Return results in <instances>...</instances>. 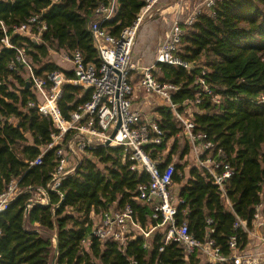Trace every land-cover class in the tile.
<instances>
[{"label":"trees","instance_id":"16d2710c","mask_svg":"<svg viewBox=\"0 0 264 264\" xmlns=\"http://www.w3.org/2000/svg\"><path fill=\"white\" fill-rule=\"evenodd\" d=\"M109 0H0V49L5 36L4 27L17 47L30 51L37 76L47 77L62 72L74 80L73 72H66L48 60L52 51H81L87 62L100 66L94 48L89 23L96 9ZM146 0H119V13L104 27L115 37L136 22ZM213 14L200 15L197 21L185 28L182 47L184 60L198 68L191 74L183 67L160 65L155 78L161 83L178 86L172 102L183 110L188 101H195L202 93L195 78L204 77L220 103L202 95L201 114L194 117L197 131L206 133L218 149L227 156L226 161L235 169L236 176L228 184V195L234 213L227 212L225 200L220 196L210 175L192 168L190 177L183 174L184 166H176L175 185L185 203L180 208V218L188 220L190 230L198 239L207 238V219L213 220L211 236L224 255L230 254V237L238 234L239 245L248 244L247 235L234 229L237 217L252 223L255 207L264 203V0H223L212 9ZM41 15L47 29L41 42L36 44L28 37L14 34L16 27L32 16ZM16 51H0V195L11 182L26 191L12 202L0 215V264H49L52 242L25 228L27 205L34 200L29 190H48L50 205L31 209L28 224L31 228L54 230L52 208L60 203V196L51 192L48 185L56 169V151H49L41 166H31L41 155L56 132L51 117L31 108L28 103H38L37 97L27 90V73L22 67L15 71L10 65ZM141 78V76H140ZM59 109L69 120L78 107L88 103L92 90L67 84ZM159 125L172 140L180 132L173 111L162 107L157 111ZM16 121V124L10 121ZM32 139V141L29 139ZM166 151V144L152 153L157 159ZM169 153L161 166L172 163ZM189 147L183 155L188 154ZM20 154V155H19ZM123 148L99 147L91 150L76 174L67 178L60 191L64 201L55 217L60 239V264H186L184 250L177 244L168 245L159 252L161 237L152 243V250L143 248L144 240L130 242L124 251L113 242L91 240L89 250L82 242L91 237L92 212L99 214L111 207L124 208L130 204L146 225L151 209L136 200V191L150 182L148 174L131 170ZM184 180H188L184 184ZM184 184V185H183ZM190 264H199L197 256ZM235 264V263H231Z\"/></svg>","mask_w":264,"mask_h":264},{"label":"built area","instance_id":"2783aa9c","mask_svg":"<svg viewBox=\"0 0 264 264\" xmlns=\"http://www.w3.org/2000/svg\"><path fill=\"white\" fill-rule=\"evenodd\" d=\"M221 1L223 0H207L205 8L211 10ZM163 2L146 0V5L134 25L125 29L120 37L113 36L104 27L106 22L117 18L119 0H109L107 4L100 5L95 11L94 19L89 23L94 48L101 61L100 66L87 62L85 55L79 50L61 51L63 59L71 62L74 67V80L67 79L66 75L58 71L48 74L46 78L37 76L30 51L25 47L14 45L7 29L3 28L5 36L0 51L13 49L17 54L15 61L9 67L10 70L15 71L19 67L26 70L29 90L38 99L44 100L43 103L31 101L28 106L51 117L56 130L51 142L40 149L41 155L31 163V166H41L46 154L51 150L56 151L57 165L51 175L48 189L57 193L61 201H64V195L60 188L63 182L74 176L85 162V158L81 159V156H87L91 150L99 147L123 148L126 153L125 159L131 163V170L149 175L150 182L140 185L136 191V200L146 204L152 211L148 216V223L144 225L141 222L139 215L130 204L121 209L113 206L110 210L99 214L92 212L89 216L92 221V234L82 242L87 250L92 239L103 243H116L122 251L130 242L143 239V248L151 251L152 243L160 236L162 244L159 252H163L168 245L177 244L184 250L186 264H190L192 256H197L199 264H264V203L255 207L254 218L250 225L237 217L234 229L242 230L247 235L248 244L242 249L239 245L241 237L236 234L229 240L230 254L224 255L221 247L211 238L215 233L211 228L212 219H207L209 226L207 238L200 240L191 232L188 220L180 218V208L185 201L174 188L176 165L171 163L161 169L166 161L163 159L164 153L157 159H153L151 155L156 148L167 144L170 140H167V134L159 125L158 118L145 119L143 113L134 107V101L142 94L155 97L163 103L162 106L172 109L176 122L181 127V132L173 139H181L188 145L195 161L192 168L202 174L210 175L220 196L225 200L227 212L234 213V205L228 195V184L236 176V171L226 161V153L218 149L206 133L197 131L194 121L195 115L201 114L199 105L202 103V95L210 97L216 103H220L221 97L207 85L204 71L201 77L195 78L202 93L197 95L195 101L186 102L183 110H180V107L172 102V97L180 88L171 83H161L155 78V72L160 65L183 67L189 74L198 68L197 64L183 59L182 47L185 28L192 26L201 13L191 15L182 22L181 16L186 7L184 0H181V9L171 14L173 20L158 49L155 64L151 67H136L133 63L139 28L145 19L163 15ZM46 29L47 26L41 20V15H35L16 27L14 34L36 38L40 43ZM133 71L139 72L141 76L136 85L132 80ZM67 84L92 90L91 100L78 107L69 120L63 117L59 109V102L63 99L64 87ZM15 122V120L10 121L13 124H16ZM119 123L121 127L115 138L111 140ZM110 140L109 147H106V143ZM69 154L76 160L79 159L78 163H73ZM186 157L187 154L184 159ZM186 183L187 180L184 184ZM27 191H21L17 181L11 182L7 191L0 195V215L8 210L20 194ZM29 191L35 195L33 201L50 205L47 189L38 188ZM253 243L261 248L260 252L254 254L249 250V246ZM129 261L130 264H138L133 258Z\"/></svg>","mask_w":264,"mask_h":264},{"label":"crops","instance_id":"0c3cea01","mask_svg":"<svg viewBox=\"0 0 264 264\" xmlns=\"http://www.w3.org/2000/svg\"><path fill=\"white\" fill-rule=\"evenodd\" d=\"M164 1V2H163ZM162 8H164L163 15H158L152 19H145L144 22L141 24L138 34H137V39H136V45L134 48L133 52V63L136 67H151L155 64V58L156 54L158 52L159 47L161 46L162 42L165 39L166 35V30L170 28L171 21L172 19V13L174 14L177 10L181 9V3L179 1L178 4H173V3H166V0H162ZM183 6V4H182ZM185 6V4H184ZM157 25L158 27L161 28V25L164 27L165 30H162V32L159 33L158 30H154L150 27V25ZM167 30V31H168ZM155 32L158 33V36H155ZM153 38V41L151 42V39ZM140 39V40H139ZM147 41L143 44L147 43L146 49H143L141 45V41ZM140 41V43H139ZM151 43H148V42ZM150 44V45H149ZM149 55V56H148ZM72 68H67V69H62L65 70L66 72H73V65L71 63ZM64 74V73H63ZM65 75V74H64ZM132 80L133 83L136 85L140 81V73L137 71L132 72ZM74 85V84H72ZM77 86V85H76ZM144 95V94H142ZM149 99L144 100L143 102L136 103L134 104V107L141 111L143 113V117L145 119L149 118H157V111L160 109L158 106L152 109V103L149 102ZM147 103V105H145ZM151 112L153 114L151 115ZM16 123V122H15ZM29 139L32 141V139L29 137ZM190 176H188L189 178ZM188 181V180H187ZM249 250L252 253H258L261 251V248L257 247L256 243L251 244L249 246Z\"/></svg>","mask_w":264,"mask_h":264},{"label":"rangeland","instance_id":"374dc122","mask_svg":"<svg viewBox=\"0 0 264 264\" xmlns=\"http://www.w3.org/2000/svg\"><path fill=\"white\" fill-rule=\"evenodd\" d=\"M181 0H166V3H177ZM184 3H185V10L183 12V16L181 21L184 22L188 17H190L191 15H194V14H198V13H207L208 11L206 10L205 8V5L207 3V0H184ZM150 27L154 30H158L159 33L162 32V30H165L164 27L161 25V28L158 27L157 25H150ZM168 30V29H167ZM166 30V32H167ZM155 36H158V33L155 32L154 34V38ZM140 40V39H139ZM153 41V38L151 39V42ZM147 42L146 40L141 41V45L140 47L142 46L143 49L147 50L146 49V46H147V43L145 44V46H143V44ZM150 41L148 43H151ZM140 43V41H139ZM150 45V44H149ZM63 53L62 52H56V51H52L51 54H50V57L48 60L52 61L53 63L57 64L58 66L62 67L63 69H67V68H72L71 66V62L69 61H65L63 59ZM149 56V55H148ZM74 68V67H73ZM38 99V98H37ZM146 99H149L150 103H152V109L154 110L155 107H159V108H162L164 106L162 102L159 101V99L157 98H153V97H148V96H145V95H139V97L134 101V104L136 105V103H141L143 102L144 100ZM39 103H43L44 100L43 99H38ZM147 105V103L145 104ZM194 111H196V109H194ZM199 112V110H197ZM153 114V112H151V115ZM70 139V138H69ZM68 139V140H69ZM188 145H186L184 143V141L181 139H172L170 140L167 144H166V151L164 152V158L166 160V157L168 156V153H171L175 150L176 148V151H175V154L173 156V160H172V163L175 164L176 166H184V171H183V174L186 175V177L189 176L190 174V171L195 163L193 157L191 156V153H190V149H189V153L187 154V157L184 159V156L183 153L184 151L187 149ZM90 155L88 154L87 156H81V159H84L85 160L87 158H89ZM69 158L71 160H73L72 162L73 163H78V160L79 159H75V157H73L71 154H69ZM186 180H184L183 183H185ZM182 187V185H175V190L178 191V189ZM35 196V195H34Z\"/></svg>","mask_w":264,"mask_h":264},{"label":"water","instance_id":"95a60500","mask_svg":"<svg viewBox=\"0 0 264 264\" xmlns=\"http://www.w3.org/2000/svg\"><path fill=\"white\" fill-rule=\"evenodd\" d=\"M31 40L33 42H35L36 44H39V41L36 38H31ZM26 89L27 90L30 89L29 83H27ZM120 127H121V123H119L118 127L113 132V134L111 136V140H113L115 138ZM111 140L106 143V147H109ZM62 202L63 201H61L58 205L53 206V208H52V213L54 215L53 220H54V225H55L54 230H47V229H43V228H39V227L38 228H31L28 224V217H29L30 211L33 207H35V206L48 207L49 205H44L41 203H37L35 201H30L27 205V211H26V215H25V228L27 230L33 232V233L39 234L41 237H43L47 240H50L52 242L51 256H50L49 264H60V239H59V230H58L55 214H56V211L60 208Z\"/></svg>","mask_w":264,"mask_h":264},{"label":"bare ground","instance_id":"6f19581e","mask_svg":"<svg viewBox=\"0 0 264 264\" xmlns=\"http://www.w3.org/2000/svg\"><path fill=\"white\" fill-rule=\"evenodd\" d=\"M213 8H214V7H213ZM213 8H212V9H213ZM212 9H211V10H209V9H206L208 12H207V13H204V14H209V15H212V14H213V12H212ZM204 14H203V13H201L200 15H204ZM200 15H199V16H200ZM199 16H198V17H199Z\"/></svg>","mask_w":264,"mask_h":264}]
</instances>
